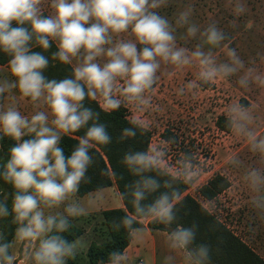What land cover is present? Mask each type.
<instances>
[{"label": "clouds", "instance_id": "clouds-1", "mask_svg": "<svg viewBox=\"0 0 264 264\" xmlns=\"http://www.w3.org/2000/svg\"><path fill=\"white\" fill-rule=\"evenodd\" d=\"M43 0H0V51L10 57L9 71L14 79H0V100L9 94L13 103H0V139L10 137L9 158L0 177L12 185L11 213L6 199L0 201V217L10 214L18 226L13 243L4 242L0 233V264H15L9 253L15 242L23 245L20 264H67L85 246L82 238L69 241L63 235L71 227L70 217L87 214V208L75 200L82 183H90V166L94 164L92 150L97 145H109L112 136L108 126L100 122L99 112L84 101H98L104 112L132 105L138 110L151 106L152 91L159 80L162 64L177 68L195 64L198 81L187 84L194 91L200 84L238 76L242 88L264 87V73L246 66L235 48H228V59L218 62L213 49L228 39L216 23L201 30L190 22L192 8L187 7L176 18V25L187 26L186 38L197 40L194 49L177 44L176 29L168 18L159 14L167 0H51L52 14L44 15ZM235 12L245 11L237 0ZM15 24V26H13ZM128 34L130 39H123ZM52 42L58 51L52 58L71 65L72 76L61 80L48 79L44 70L49 58L33 51V44L47 51ZM138 45L141 46L138 48ZM18 90L20 99H30L37 110L30 118L18 109L11 96ZM184 87L178 95H185ZM51 117V119H50ZM253 110L240 103L226 111V126L243 138L261 166L249 167L243 177L250 193L251 207L264 215V135H258ZM121 131V139L135 138L149 125L137 120ZM86 129L79 143L66 156L60 146L63 135ZM30 139H23L24 137ZM171 143L169 142H165ZM165 147L150 146L146 150L126 151L122 164L135 179L127 183L121 199L131 197L134 213L113 221V228L122 226L129 237L143 232L137 227L140 218L170 228L167 246L182 264H203L207 246L196 245L194 227L177 223V205L182 203L179 183L195 185L201 168L195 155L182 154L176 166L167 163ZM228 163L239 166L238 155H230ZM163 189V191H161ZM99 191V190H98ZM151 197V200L149 199ZM94 200H89L92 205ZM63 211H49L59 209ZM175 228H171L173 224ZM128 257L119 250L109 254L108 264H127Z\"/></svg>", "mask_w": 264, "mask_h": 264}, {"label": "rangeland", "instance_id": "rangeland-1", "mask_svg": "<svg viewBox=\"0 0 264 264\" xmlns=\"http://www.w3.org/2000/svg\"><path fill=\"white\" fill-rule=\"evenodd\" d=\"M236 2L237 0H167V4L156 11L173 24L177 44L194 49L198 41L186 38L187 26L180 27L175 23L179 13L191 7V23L201 30L209 23H216L228 36L220 47L213 49L218 62L228 59V48H235L246 66L255 67L260 73H264V0H239L245 7L242 14H237L234 10ZM50 3L51 0H43L41 7L44 15L52 14ZM122 38L131 37L122 34ZM139 47L141 46L138 45ZM33 48V51L42 52L49 58V66L44 70L48 79L59 81L61 76L62 79L69 78V74L52 58L48 50L44 51L35 44ZM77 63V60H73L71 66L74 68ZM158 75L160 78L156 85L151 92L146 93L151 97V106L141 111L124 104L128 117L149 125V147H165L168 153L167 163L173 167L177 160L182 159V154L195 155L201 175L195 185L187 184L184 194L195 198L264 258V215L253 211L251 193L243 179L249 167L261 166L259 158L249 151L243 138L237 137L231 130L225 132L216 126L217 118L226 116L230 105L240 103L253 110L257 134L264 135V87L253 85L247 89L242 88L237 83L238 76H233L200 84L194 91L187 90L189 82L198 81V67L195 64L183 68L162 64ZM2 78L14 79L10 71L0 73V79ZM182 87L186 89V93L181 96L178 95V89ZM11 96L18 101L19 111L29 118L37 110L49 111L46 107H34L30 99H20L18 90H13ZM8 97L9 94H5V99L0 100V103L7 106L15 102ZM97 103L99 104L98 101ZM169 141L171 143H165ZM230 155H238L241 164H229ZM216 174L225 177L229 181V187L213 200H206L199 194L198 189ZM110 190L108 188L102 193L99 191L84 197H74L87 208L86 215L70 217L84 231L78 239L82 238L85 246L75 257L76 264L86 263L91 244H99L109 239L101 212L115 207V196L119 194L116 193V187ZM89 200H94V203L89 205ZM49 211H63V206L59 209H46V214ZM11 254L17 258L15 264H20L23 259V245L15 242ZM158 264L165 263L159 261Z\"/></svg>", "mask_w": 264, "mask_h": 264}, {"label": "trees", "instance_id": "trees-1", "mask_svg": "<svg viewBox=\"0 0 264 264\" xmlns=\"http://www.w3.org/2000/svg\"><path fill=\"white\" fill-rule=\"evenodd\" d=\"M48 51L51 55L58 51L54 42H52V46ZM9 60L10 57L0 51V65H5L9 68ZM56 61L59 62L58 60ZM60 65L66 70L70 78L73 67L62 63ZM62 78L61 76L60 79ZM84 103L94 111L99 112L100 122L108 126V131L112 136V143L109 145H97L92 150L94 153V164L88 170V176L91 177V182L82 183L76 195L84 197L98 190L115 185L120 196L121 193L127 191L125 185L135 179L122 164V157L129 149L146 150L150 145V133L148 130L146 132H140L138 130L135 138L121 139L122 129L132 126V120L128 117L125 105H122L117 110L104 112L97 101L86 99ZM225 121L226 116L218 117L216 126L222 131L229 132L230 129L226 126ZM85 133L86 129H81L79 132L63 135L60 146L64 149L66 156L71 154L73 148L79 143V137L85 135ZM0 136H2V133H0ZM30 138L26 136L23 139ZM14 145L15 141L10 137L3 136L0 139V171H3V166L9 158L10 147ZM176 186L180 188L182 193V203L177 205V223L186 228L194 227L196 245L207 246V259L203 260V264H264V259L241 238L235 235L218 217L202 206L195 198L189 194H184L187 189V184L179 183ZM228 187L229 181L225 177L216 174L206 184L202 185L198 189V192L204 199L213 200ZM14 191L12 185L6 183L0 177V201L6 199L10 213ZM149 199L151 200V197ZM121 200L123 207L106 209L101 212L103 223L109 233V239L99 244H91L87 251V261L84 264H108L109 254L113 250H119L123 253L129 246L132 238L129 237L127 230L122 226L119 230L113 228L114 220L119 222L121 217L129 213H134L131 197ZM142 219L140 218L138 220L137 227L143 226ZM17 226L14 223L13 215L10 214L7 217H0V233L4 236V242H13ZM147 226L153 230L167 232L171 230L166 225L154 222L151 219L148 221ZM175 227L176 224L174 223L171 228ZM83 233V229L71 221L70 229L61 235L69 241H73L82 236ZM9 253L11 254V248L9 249ZM67 264H76V261L74 259H68Z\"/></svg>", "mask_w": 264, "mask_h": 264}, {"label": "crops", "instance_id": "crops-1", "mask_svg": "<svg viewBox=\"0 0 264 264\" xmlns=\"http://www.w3.org/2000/svg\"><path fill=\"white\" fill-rule=\"evenodd\" d=\"M8 71L9 68L7 66L0 65V73H4V72L8 73ZM114 187L116 186L113 185L108 188H111L112 190ZM108 188L99 191H101L102 193L103 191H106V189ZM99 191L94 193H98ZM104 193L106 194L107 192ZM114 204L116 206L113 208L123 207L122 200L119 194L115 196ZM113 208L109 207L108 209H113ZM149 220L150 218L148 219L143 218L141 220L143 223V226L141 227L143 228L142 234H140L136 238H132L129 246L123 252L128 257L127 264H158L159 261L165 264H182L179 254H176L177 255L176 259L165 260V257L175 256V254L172 253L167 246V236L169 233L167 231L150 229L147 226ZM243 241L245 242V240ZM258 255L262 259H264L260 254Z\"/></svg>", "mask_w": 264, "mask_h": 264}]
</instances>
